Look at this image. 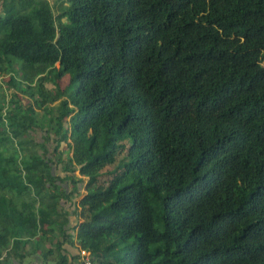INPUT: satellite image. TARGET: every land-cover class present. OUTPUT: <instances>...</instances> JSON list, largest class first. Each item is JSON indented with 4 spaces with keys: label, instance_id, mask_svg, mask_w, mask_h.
Segmentation results:
<instances>
[{
    "label": "trees",
    "instance_id": "16d2710c",
    "mask_svg": "<svg viewBox=\"0 0 264 264\" xmlns=\"http://www.w3.org/2000/svg\"><path fill=\"white\" fill-rule=\"evenodd\" d=\"M0 92V264L75 193L94 264H264V0H0Z\"/></svg>",
    "mask_w": 264,
    "mask_h": 264
},
{
    "label": "crops",
    "instance_id": "0c3cea01",
    "mask_svg": "<svg viewBox=\"0 0 264 264\" xmlns=\"http://www.w3.org/2000/svg\"><path fill=\"white\" fill-rule=\"evenodd\" d=\"M55 174H59L61 176H64L63 173L57 172ZM67 192L70 193L72 191V187L69 186L66 188ZM79 194L84 193V188L80 187L77 191ZM80 197L75 194H71L68 198L62 199L60 201L61 206L63 207L62 212L64 214V218L61 222L60 232H58L57 227H54L55 230L53 232V236L56 237L53 243H50V241H47L45 244V248L50 247V245L54 246L58 242V239L61 241V252H63L64 256H68L69 259H72L73 257H76V261L74 260L73 264H78L79 262V245L76 243V232L77 229H75V226L77 222H79L78 217V200ZM76 207H78V211L76 212ZM57 226V225H56ZM26 254V253H25ZM41 254L43 253H30L28 255L27 261L32 264H55L54 261H51L55 256H57V253H45V259H42ZM52 257V258H51ZM19 261V258H18ZM14 264H19L17 261L14 262Z\"/></svg>",
    "mask_w": 264,
    "mask_h": 264
},
{
    "label": "built area",
    "instance_id": "2783aa9c",
    "mask_svg": "<svg viewBox=\"0 0 264 264\" xmlns=\"http://www.w3.org/2000/svg\"><path fill=\"white\" fill-rule=\"evenodd\" d=\"M80 264H93L89 251L84 249L80 250Z\"/></svg>",
    "mask_w": 264,
    "mask_h": 264
},
{
    "label": "rangeland",
    "instance_id": "374dc122",
    "mask_svg": "<svg viewBox=\"0 0 264 264\" xmlns=\"http://www.w3.org/2000/svg\"><path fill=\"white\" fill-rule=\"evenodd\" d=\"M6 79H7V77H6ZM4 86L6 87L7 86V84H5L4 83ZM50 86V85H49ZM2 90H3V88H1V92H2ZM13 90L12 89H10V88H6V92H7V94H8V97H9V94H10V92H12ZM0 92V93H1ZM57 103V102H56ZM115 165L116 164H113V165H109V166H106L104 169H103V175L100 177V180H104V179H107L108 178V176H105V175H107L108 173V171H110V170H112L114 167H115ZM76 173H78V172H76Z\"/></svg>",
    "mask_w": 264,
    "mask_h": 264
},
{
    "label": "clouds",
    "instance_id": "9594fccd",
    "mask_svg": "<svg viewBox=\"0 0 264 264\" xmlns=\"http://www.w3.org/2000/svg\"><path fill=\"white\" fill-rule=\"evenodd\" d=\"M78 176H80L78 173H76ZM82 248H80L79 247V262H78V264H80V250H81ZM84 250H87V249H84ZM87 251H89V250H87ZM90 252V251H89ZM90 254H91V252H90ZM92 259V258H91ZM92 262H93V260H92ZM94 264V263H93Z\"/></svg>",
    "mask_w": 264,
    "mask_h": 264
}]
</instances>
